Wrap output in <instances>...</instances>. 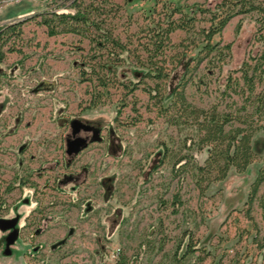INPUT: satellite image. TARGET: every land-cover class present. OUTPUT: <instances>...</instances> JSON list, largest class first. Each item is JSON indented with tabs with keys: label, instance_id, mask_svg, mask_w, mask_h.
I'll return each mask as SVG.
<instances>
[{
	"label": "rangeland",
	"instance_id": "1",
	"mask_svg": "<svg viewBox=\"0 0 264 264\" xmlns=\"http://www.w3.org/2000/svg\"><path fill=\"white\" fill-rule=\"evenodd\" d=\"M214 3L75 0L85 20H55L54 34L46 3L0 9V25L23 18L19 34L0 40V264H264V64L249 72L251 95L240 71L264 53L258 14L233 17L209 51L201 29L210 16L198 13L154 56L160 75L138 65L170 21ZM116 41L129 48L127 61ZM176 91L255 130L245 170L219 178L198 169L211 145L186 121ZM74 118L100 127L102 139L69 158ZM67 174L76 178L61 182Z\"/></svg>",
	"mask_w": 264,
	"mask_h": 264
},
{
	"label": "trees",
	"instance_id": "2",
	"mask_svg": "<svg viewBox=\"0 0 264 264\" xmlns=\"http://www.w3.org/2000/svg\"><path fill=\"white\" fill-rule=\"evenodd\" d=\"M215 3L213 6H205V4H194L192 7V16L188 17L185 21L176 23L174 20L170 21L167 28L162 30L156 36V40L153 42L154 46V55L149 54L147 61L141 60L138 56V65L143 69L142 75H160L161 67L158 66L157 62L153 60L154 56H157L158 53H161L162 48L165 45L166 40H170V33L176 29L189 31L190 27H193L192 19H195V16L198 13L203 15L210 16L209 22L210 25L208 28H202L201 33L204 36V45L203 49H208L213 51L214 45L211 44L212 38L214 35L219 34L223 31L228 22L235 16L241 14H248L255 12L258 14L257 22L259 24L258 31H261L260 37L263 38L264 35V0H214ZM69 9H63L59 11H54L53 13L42 12L41 15H45L44 24L51 28V33L54 34L55 20L58 22H67L71 20L74 23H78L80 20H85V15L81 10L73 11V5ZM47 15H51L48 17ZM25 18V17H24ZM21 19L16 18L11 21L0 25V40L8 32L20 33ZM100 28L99 26H97ZM76 28H72L75 30ZM116 44H120L121 52L118 54V57L121 61H127L129 59V48L116 41ZM148 46V47H147ZM147 52L151 53L149 44H147ZM231 43L223 46L222 49L230 50ZM124 53H127L125 55ZM2 56H0L1 61ZM261 60L255 64L254 67L251 66L248 62H244L240 71L242 72V79L244 80L245 85L248 87L250 95L255 90V72L252 75L249 74L251 68L257 69L262 64H264V53L262 54ZM261 63V64H260ZM260 64V65H259ZM105 67H110L109 70H113L114 62H107L104 64ZM110 65V66H109ZM117 65V64H115ZM118 66V65H117ZM116 67V66H115ZM264 72V70H262ZM98 79L103 80L98 76ZM104 85H107V80L104 79L102 82ZM129 83L134 84L133 88L137 87L138 81L129 80ZM239 86V83H236ZM178 91V90H177ZM175 92L178 96V102L181 104L184 110V115L186 121L188 122L192 119L191 123L197 125V129L201 132L200 142L201 144L211 145L210 154L207 160L205 161L204 166H199V170H211L212 168L217 171V177L224 178L230 167H235L238 170H245L247 166L253 160V149L251 145L252 135L255 130H249L247 127L243 126L246 120H243L242 116L234 115L228 111H221L217 107H211L208 109L200 108L189 102L186 98V95L183 91ZM236 93H239L236 90ZM257 99L259 101V107L264 109V94H257ZM173 124L180 123L178 120H174ZM237 123V124H236ZM260 181L264 180V174L262 173ZM260 183V182H259ZM189 244H186L188 247ZM26 248V247H24Z\"/></svg>",
	"mask_w": 264,
	"mask_h": 264
},
{
	"label": "flooded vegetation",
	"instance_id": "3",
	"mask_svg": "<svg viewBox=\"0 0 264 264\" xmlns=\"http://www.w3.org/2000/svg\"><path fill=\"white\" fill-rule=\"evenodd\" d=\"M73 120H75L74 126L72 125ZM69 126H70V131L65 136V153H66V156L69 158L78 154L83 149L88 147V145L91 142L102 139V136H101L102 129L100 127L96 125H92L79 118H74L70 120ZM76 140H80V142L82 143L79 149L76 151H72L71 153H68V147L70 143H73ZM74 178H76L75 174H67L65 175V178L61 179V182H67L70 180L73 181ZM6 225H9V222H6ZM13 237L14 236H9V240ZM1 241L4 242V238ZM24 247H26V245ZM23 249L24 248H22V250Z\"/></svg>",
	"mask_w": 264,
	"mask_h": 264
},
{
	"label": "built area",
	"instance_id": "4",
	"mask_svg": "<svg viewBox=\"0 0 264 264\" xmlns=\"http://www.w3.org/2000/svg\"><path fill=\"white\" fill-rule=\"evenodd\" d=\"M24 0H0V9L12 5L18 4ZM29 1H40L46 3V8H44L43 12H49L50 14L54 11H59L63 9H69L75 0H29Z\"/></svg>",
	"mask_w": 264,
	"mask_h": 264
},
{
	"label": "water",
	"instance_id": "5",
	"mask_svg": "<svg viewBox=\"0 0 264 264\" xmlns=\"http://www.w3.org/2000/svg\"><path fill=\"white\" fill-rule=\"evenodd\" d=\"M75 120L72 121V125L74 126ZM82 143L80 142V140H76L73 143H70L69 147H68V153H71L72 151H76L79 149L80 145ZM13 238L10 239V241H12Z\"/></svg>",
	"mask_w": 264,
	"mask_h": 264
}]
</instances>
